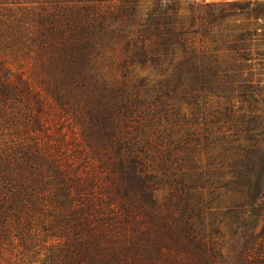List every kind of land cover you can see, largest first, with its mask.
<instances>
[{
  "label": "trees",
  "instance_id": "trees-1",
  "mask_svg": "<svg viewBox=\"0 0 264 264\" xmlns=\"http://www.w3.org/2000/svg\"><path fill=\"white\" fill-rule=\"evenodd\" d=\"M179 1L0 0V264H264V4Z\"/></svg>",
  "mask_w": 264,
  "mask_h": 264
},
{
  "label": "rangeland",
  "instance_id": "rangeland-1",
  "mask_svg": "<svg viewBox=\"0 0 264 264\" xmlns=\"http://www.w3.org/2000/svg\"><path fill=\"white\" fill-rule=\"evenodd\" d=\"M206 2H236V3H239V4H244L248 1L250 2H256L257 4L259 5H263L264 4V0H205ZM197 2H200V0H197ZM188 2H184L183 0L179 1V4L182 8H185L186 5H187ZM249 20L251 21V23L253 24L252 25V28L253 30L256 31V35H257V43H258V51L259 52H262L264 50V46H263V43H264V27H263V21L262 19H260L259 17H255V15H249ZM261 57V58H260ZM260 57H257V59H261L262 60V65L264 67V57L260 56ZM256 58V56H253V59ZM256 61V59H255ZM262 71H260V76L262 75L263 76V73H261ZM264 72V71H263ZM74 144V143H73ZM72 145V144H71ZM73 146V145H72ZM153 202V201H151ZM147 203V206L149 208H156L158 205L159 206H162L165 205L164 204V198L162 196V194H159L158 195V198L155 202L153 203ZM155 203V204H154Z\"/></svg>",
  "mask_w": 264,
  "mask_h": 264
}]
</instances>
